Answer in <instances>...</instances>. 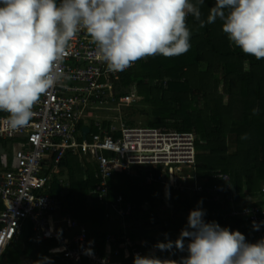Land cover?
Here are the masks:
<instances>
[{
	"label": "trees",
	"instance_id": "1",
	"mask_svg": "<svg viewBox=\"0 0 264 264\" xmlns=\"http://www.w3.org/2000/svg\"><path fill=\"white\" fill-rule=\"evenodd\" d=\"M214 4L215 0H205L201 19H207ZM187 26L192 36L191 48L186 54L141 59L133 68L120 74L114 88L121 95L127 88L148 93L141 107H135L136 111L147 114L148 125L161 130L172 128L195 133L197 166L203 170L200 177L205 191L191 196L160 183H149L145 171L140 174L139 169L134 176L118 172L110 179L113 185L111 198L123 196L135 208L125 223L108 220L105 205L93 193L100 183L97 163L86 160V164L81 165L78 158L67 155L63 167L67 170L71 188L64 198L63 214L71 215L87 226L93 245L101 253L109 234L118 236L126 231L134 242L144 243L142 249L145 252L171 255L179 264L181 257L188 255L187 239L183 252L174 246L165 251L155 246L175 242L187 226L190 211L197 207L205 211V222L215 221L222 228L239 231L246 242L254 234L251 224L230 217L227 209L215 205L209 188L216 182L210 178V171L219 169L231 176L233 194L240 203L249 204L252 200L253 204H264V59L257 60L230 45L220 20L201 28L199 21L189 15ZM229 57L233 60L223 64L220 74L223 91L219 93L209 86L207 69L213 62ZM182 68L187 71L179 76ZM245 135L247 139H242ZM20 144L19 138L0 139V173L16 166L15 154ZM255 154L258 162L254 161ZM52 193H60L57 184ZM261 199V203L257 201ZM2 210L0 207V212ZM119 243L117 240L112 244L113 248L120 247ZM53 244L46 242L39 246L32 224L27 221L19 242L11 247L2 264H37V261L41 264H72L49 254Z\"/></svg>",
	"mask_w": 264,
	"mask_h": 264
},
{
	"label": "built area",
	"instance_id": "2",
	"mask_svg": "<svg viewBox=\"0 0 264 264\" xmlns=\"http://www.w3.org/2000/svg\"><path fill=\"white\" fill-rule=\"evenodd\" d=\"M57 65L62 77L33 107L35 115L29 126L12 135L0 131V139H21L15 154L16 166L0 173V264L19 242L27 221L32 224L39 246L46 242L57 244L49 254L61 261L133 264L137 254H153L142 249L144 243L134 242L126 231L118 236L109 234L101 253L93 245L87 226L63 214L64 198L71 188L63 160L70 155L78 158L81 165L86 160L97 163L100 183L93 193L105 205L108 220L125 223L135 207L123 196L111 198L110 179L115 173L134 176L139 169L140 174L145 171L149 183H160L191 196L205 191L202 170L197 166L196 135L129 122L125 113L142 105L148 93H118L114 86L123 72L107 70L86 31L81 30L69 42ZM99 106L112 107L115 112L107 108L101 111ZM6 116L0 112V119ZM85 127L89 129L87 135L83 132ZM156 169L157 173L153 171ZM210 178L216 180L209 188L215 205L227 209L232 218L259 226L247 242L254 244L264 239V206L240 203L233 194L229 174L212 170ZM55 184L60 188L59 194L52 193ZM117 240L120 247L114 249L112 244ZM154 255L174 260L171 255Z\"/></svg>",
	"mask_w": 264,
	"mask_h": 264
},
{
	"label": "clouds",
	"instance_id": "3",
	"mask_svg": "<svg viewBox=\"0 0 264 264\" xmlns=\"http://www.w3.org/2000/svg\"><path fill=\"white\" fill-rule=\"evenodd\" d=\"M204 2L0 0V112L7 114L0 119V131L12 135L29 126L35 115L33 107L62 77L57 61L81 30L96 45L107 70L116 73L141 59L186 54L192 36L189 15L201 28L220 20L230 45L257 60L264 59V0H215L206 20L201 19ZM205 215L200 207L190 211L179 238L155 247L165 251L174 246L183 252L187 239L188 255L179 264H264V239L248 243L239 231L205 222ZM253 226L259 230L255 222ZM133 264L177 262L137 254Z\"/></svg>",
	"mask_w": 264,
	"mask_h": 264
},
{
	"label": "rangeland",
	"instance_id": "4",
	"mask_svg": "<svg viewBox=\"0 0 264 264\" xmlns=\"http://www.w3.org/2000/svg\"><path fill=\"white\" fill-rule=\"evenodd\" d=\"M232 60H233V58L229 57V58L221 59L219 63L218 62L216 63V65L215 64L209 65V67L207 69L209 86H211V88L213 90H215L216 92L222 93V91H223V84H222V81L220 79V74L223 71V69H222L223 64H224V62L226 63L227 61H232ZM183 69H186V68H182L180 71L181 73H184ZM186 71H187V69H186ZM127 92H133V91H131L129 88H127ZM139 107H141V106H139ZM136 110H137V108L127 110V112L125 113V116L130 118L129 122H132L134 124V126H146L148 123L147 121L149 119L147 117V114H143L140 111L138 112ZM240 161H241V159H240ZM254 161L258 162V155H256V154L254 155ZM239 167H241V165H239ZM53 245L55 246L57 244L54 243Z\"/></svg>",
	"mask_w": 264,
	"mask_h": 264
},
{
	"label": "bare ground",
	"instance_id": "5",
	"mask_svg": "<svg viewBox=\"0 0 264 264\" xmlns=\"http://www.w3.org/2000/svg\"><path fill=\"white\" fill-rule=\"evenodd\" d=\"M107 107H102V106H99L98 109L101 110V111H105ZM107 111H112V112H115V109L112 108V107H109L106 109Z\"/></svg>",
	"mask_w": 264,
	"mask_h": 264
},
{
	"label": "water",
	"instance_id": "6",
	"mask_svg": "<svg viewBox=\"0 0 264 264\" xmlns=\"http://www.w3.org/2000/svg\"><path fill=\"white\" fill-rule=\"evenodd\" d=\"M83 132H84V135H87V133L89 132V129H88L87 127H85V128L83 129Z\"/></svg>",
	"mask_w": 264,
	"mask_h": 264
},
{
	"label": "crops",
	"instance_id": "7",
	"mask_svg": "<svg viewBox=\"0 0 264 264\" xmlns=\"http://www.w3.org/2000/svg\"><path fill=\"white\" fill-rule=\"evenodd\" d=\"M215 65H216V62H215ZM250 200V199H249ZM264 200V199H263ZM257 201H259L260 203H261V201H262V199L261 200H257ZM253 204V201L252 200H250V202H249V204ZM263 206H264V204H262Z\"/></svg>",
	"mask_w": 264,
	"mask_h": 264
}]
</instances>
